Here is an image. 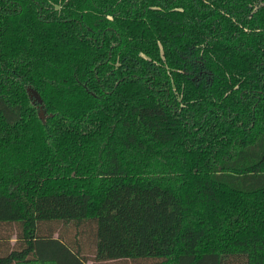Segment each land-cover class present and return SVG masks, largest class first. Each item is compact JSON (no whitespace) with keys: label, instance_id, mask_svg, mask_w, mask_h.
<instances>
[{"label":"trees","instance_id":"16d2710c","mask_svg":"<svg viewBox=\"0 0 264 264\" xmlns=\"http://www.w3.org/2000/svg\"><path fill=\"white\" fill-rule=\"evenodd\" d=\"M89 263L264 264V0H0V264Z\"/></svg>","mask_w":264,"mask_h":264},{"label":"water","instance_id":"95a60500","mask_svg":"<svg viewBox=\"0 0 264 264\" xmlns=\"http://www.w3.org/2000/svg\"><path fill=\"white\" fill-rule=\"evenodd\" d=\"M28 95L30 97V99L33 100V102L37 103L39 105V117L41 119H44L45 115H44V111H43V106H42V99L39 96V94L32 88H28L27 89Z\"/></svg>","mask_w":264,"mask_h":264},{"label":"rangeland","instance_id":"374dc122","mask_svg":"<svg viewBox=\"0 0 264 264\" xmlns=\"http://www.w3.org/2000/svg\"><path fill=\"white\" fill-rule=\"evenodd\" d=\"M89 251V250H88ZM90 264V263H89Z\"/></svg>","mask_w":264,"mask_h":264}]
</instances>
